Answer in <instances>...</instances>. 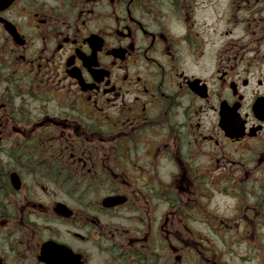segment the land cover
I'll return each instance as SVG.
<instances>
[{"label":"flooded vegetation","instance_id":"obj_1","mask_svg":"<svg viewBox=\"0 0 264 264\" xmlns=\"http://www.w3.org/2000/svg\"><path fill=\"white\" fill-rule=\"evenodd\" d=\"M0 264H264V0H0Z\"/></svg>","mask_w":264,"mask_h":264}]
</instances>
